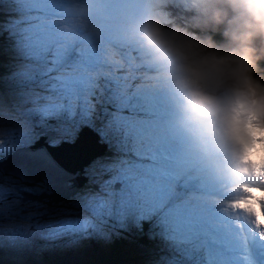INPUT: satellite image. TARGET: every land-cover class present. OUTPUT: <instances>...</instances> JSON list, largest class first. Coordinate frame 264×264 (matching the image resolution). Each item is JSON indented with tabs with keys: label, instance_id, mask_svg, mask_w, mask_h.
Here are the masks:
<instances>
[{
	"label": "snow or ice",
	"instance_id": "1",
	"mask_svg": "<svg viewBox=\"0 0 264 264\" xmlns=\"http://www.w3.org/2000/svg\"><path fill=\"white\" fill-rule=\"evenodd\" d=\"M9 2L11 8L5 9V0H0V59L14 53L23 62L22 67L31 70V82L49 77L58 79L55 73L80 58L74 50H65L63 40L51 22L57 14V7L66 0ZM82 62L88 64L90 59ZM20 75L14 72L12 78ZM49 91L58 95L63 104H49L43 109V119L75 129L78 133L76 143L81 145V153L87 157L86 164H94L96 158L103 155L101 150L109 146L114 155L101 165L100 176L104 179L99 182L100 196L82 197L75 211L53 209L51 214H41L43 222L36 227L44 230L41 233L43 238L50 241L70 239L75 243L77 238L101 231L102 225L109 221L132 219L141 231L146 232V226L154 225L174 248L186 247L193 241L205 245L212 243L208 237L218 232L219 227L212 214L203 212L186 198V177L173 159L176 150L160 117L159 104L154 96L139 86L135 77L129 79L121 69L112 78L105 74L88 81L82 78L71 80L53 85ZM98 95L103 96L99 103ZM98 108L102 110L104 131L96 128ZM5 115L6 109L0 100V120ZM26 135L22 134V139ZM100 140L104 143L101 144ZM26 142L33 149H47L27 153L28 163L41 177L39 181L47 184L53 181L64 189L84 183L83 177L73 179L77 171L75 158L57 156V148L49 146L47 137L27 138ZM128 166H132V172L149 184L142 194L139 209L129 202L131 194L123 198L115 194L124 187L117 177ZM109 184L112 189L105 190L104 186ZM252 187L261 185L257 182ZM24 191L33 193L38 189L26 188ZM15 192L16 189L6 187L0 177V240L16 239V236L7 235L13 231L7 226L8 222L21 211L13 199ZM256 236L264 247V234ZM142 237L150 239L148 235ZM224 252H232V249L226 247ZM227 264H233V261Z\"/></svg>",
	"mask_w": 264,
	"mask_h": 264
},
{
	"label": "rangeland",
	"instance_id": "2",
	"mask_svg": "<svg viewBox=\"0 0 264 264\" xmlns=\"http://www.w3.org/2000/svg\"><path fill=\"white\" fill-rule=\"evenodd\" d=\"M94 1L95 0H66L64 4L57 7V14L52 17L51 22L55 25L58 34L61 36L65 50L67 51V48V52H69V50H74L78 54V57H80L74 63L70 62L65 64L55 73L58 79L49 77L46 80L31 82L32 72L22 67L23 62L19 57L15 56L14 59L11 58L8 61H6V56L5 60H3V58L0 59V77L4 78L0 80V100L3 101L6 109L4 119L0 120L1 155L8 152L16 145H19L25 139L30 138L32 135H29V130L27 129V131H25L23 129L30 128L32 125H39L40 128L50 132L49 141L54 140L56 141L55 143H69L71 148L74 147L72 149L73 151L82 148L79 144L72 145L77 137H73L75 129L71 126H58L51 120L43 119V109L45 107L53 103L63 104V100L58 95H54L49 91L53 85H59L81 78L84 80L85 75L89 76L90 79H95L97 75L105 74H107L108 78H112L115 73L121 69L123 70V74L129 79L133 77L136 78L137 75L132 73L130 68H125L124 65L116 61L113 55H111L112 45L110 41L117 40V37L107 30L108 20L103 19L92 23H90L89 20L88 22H83V20L90 15V7L94 5ZM107 1L105 2L116 5L117 0ZM178 1L182 6L185 5L186 0ZM133 3L139 9L145 7L146 9L144 11L146 13L149 11L156 12L150 9L149 4L145 3L144 0H135ZM4 8H11L9 0H5ZM84 9H86V11ZM111 11L116 13L115 9ZM98 22H101V24ZM191 23L192 22H186L181 26H189V30L191 31L193 30V27H190ZM132 25L120 27L116 32H121L123 34L130 33ZM121 37L123 40L131 41L130 36L125 37L121 35ZM101 55H103V64L107 65L106 71L102 74H96L93 68L100 62V60L96 58L101 57ZM89 59L90 62L88 64L82 62V60ZM94 59H96V62L92 63ZM113 65H115V67H113ZM14 72H19L21 75L12 78V73ZM66 72H71V74L68 75L67 79L60 80L61 75ZM142 82H145V80H142ZM142 82H138V84H140L139 86L147 93H153L152 86L154 81L149 80L141 84ZM155 98L159 104L160 117L162 116L161 119L168 131L169 137L174 138L171 142L175 150H177L179 146L176 145V134L171 127V125H173V120L171 116H169L171 115L169 102L166 101L162 92L157 93ZM102 99L103 96L98 95L97 102L99 103ZM72 102L75 103L74 100ZM101 111L100 108L97 109L96 128L100 131H104ZM25 132L27 136L22 139V134ZM99 142L101 144L104 143L103 140ZM57 152V154H59L62 151L57 150ZM63 152L64 154L66 153L65 151ZM113 155L114 151L111 146H109L108 151L98 156L94 164L85 165L80 175L87 178L86 183L82 186V189L69 197L66 201L57 202V200L63 199L58 197L56 193H49L46 186L40 182L30 185L20 182L21 185H14V180L5 179V175L2 174H0V177L3 178L6 187L11 186L16 189L13 199L17 201L16 207L19 210L21 209V204L18 203L15 197L16 193L19 192L21 194L25 192L24 189L33 188L38 189V191H35L37 194L36 198L27 200L23 197L22 205L31 202L30 206L35 205L36 207L39 206L42 208L41 214H51L53 209L58 212L75 211L82 197L88 196L91 198L94 195H101V184L99 182L104 179L100 176L101 165L112 159ZM172 155L177 156L178 154L174 153ZM185 166H190V164H185ZM185 166L182 172L186 177L185 183L187 188L184 192L186 198L203 212L212 214L214 219L215 217L217 218L215 222L219 227V231L209 235L208 239L212 242L211 244L205 245L202 242L193 241L188 243L186 247L174 248L154 225L146 226V232L141 231L137 222L132 219L109 221L102 225L101 231H94L86 238H77L75 243H72L70 239L50 241L42 237L41 233L44 230L36 227L38 223L43 222L42 220L31 222L30 224L24 221L13 224L16 218V216H13L7 225L13 229V231L7 235L16 236V239L0 240V264H62L61 262L65 260L67 262L73 261L77 263L81 262L80 259L85 258V255H82V253H86L88 251L86 249H89L93 244H96L94 248L96 254H110V250L106 251V248H110V245L117 237V241H119V239H124L126 235L130 237L126 238L128 241L127 244L118 247L119 255L121 257L126 255L137 256V251H139L142 255H146L148 258L147 261L150 264H227L230 260L233 261V264H264V247H261L256 232L251 230V222L245 221V230L242 234H239L236 231L235 225H233L231 219L232 213L226 212V209L229 206L233 207V205L225 198V189L217 187L221 183L220 180L213 176L210 168H201L200 161H196L192 167ZM7 168L8 166H5L4 171ZM14 171L22 173V175L31 174L21 172L20 169L16 167H14ZM117 178L124 187L115 194L122 198L131 194L132 200L129 202L139 209L142 194L149 186L148 182L136 176L132 172V166H128L122 170ZM261 187H264V185H261ZM104 189L111 190L112 185H105ZM212 193H217L220 199L213 198L211 196ZM41 194H43V196H40ZM214 211H221L226 216L230 217H227V219L223 221L221 220L224 219L222 215H220V213L216 214ZM231 225L232 227H230ZM262 234H264V232H262ZM141 235H148L150 237L149 240L144 239L145 242L143 241V243H146L145 245L143 243L141 244L142 241L137 239V237ZM250 235H254L255 237L253 239L249 238L248 241L247 239H243L244 236L247 237ZM244 241L248 242L249 248L243 245ZM107 245L109 246L106 247ZM226 247L231 248L232 252L225 253L224 249ZM254 247H256V249H254ZM158 252L161 253L157 254ZM154 255H156V257H154ZM104 261H106V259H104ZM124 261H126V259H124ZM94 263L97 264V260L94 261ZM140 263H143V261L136 260L131 264Z\"/></svg>",
	"mask_w": 264,
	"mask_h": 264
},
{
	"label": "clouds",
	"instance_id": "3",
	"mask_svg": "<svg viewBox=\"0 0 264 264\" xmlns=\"http://www.w3.org/2000/svg\"><path fill=\"white\" fill-rule=\"evenodd\" d=\"M184 6L194 12L190 27L220 31L224 42L152 11L134 22L130 39L166 84L177 125L227 182L231 211L264 229V187H252L264 185V0H186ZM26 208L13 224L31 223Z\"/></svg>",
	"mask_w": 264,
	"mask_h": 264
},
{
	"label": "trees",
	"instance_id": "4",
	"mask_svg": "<svg viewBox=\"0 0 264 264\" xmlns=\"http://www.w3.org/2000/svg\"><path fill=\"white\" fill-rule=\"evenodd\" d=\"M166 11H167L166 12L167 16H169L173 20L174 19H179L181 17V15H182V12L178 11L174 7H168L166 9ZM121 22H122V24L123 23H128V24L132 23L131 20H125V19H123ZM222 27L223 26H221V28ZM195 31L198 32V33H201L203 36L211 35L212 38L217 43H223L224 42V37L221 35L220 31L213 32V31H211V29H207V28H196ZM116 33H118V32H116ZM257 46H259V41H257ZM113 49L116 50V51H121L122 50L121 49V45L117 41L113 42L112 50ZM67 51H68V48H67ZM69 52H72V51L69 50ZM6 57H7L6 61H8L11 58L14 59L15 58V54L10 52L9 56H6ZM3 60H5V57H3ZM106 67H107V65L97 63L95 65V67L93 68V71L96 74H102V73H105ZM260 67H261L262 71H264V59H262L260 61ZM99 76H102V75H97L96 78H98ZM56 77H57V75H56ZM107 150H108V148H107ZM0 174H2V173H0ZM3 175H5L4 176L5 179L14 180V183H13L14 185H21L20 181L16 177H12V176L6 175V174H3ZM28 203H30V202H28ZM28 203L26 204V207H27ZM129 237L130 236L126 235V237L124 239H119V241H117V239H118V237H117L116 240L113 241V243L110 245V248H106V251L110 250L109 251L110 254H104V255L96 254V252L94 251V248L96 247V244L95 245L93 244L89 249H86V250H88L86 253H82V255L83 254L85 255V258L80 259L81 262L74 263L73 261L67 262L65 260V261H63L61 263L62 264H95L94 261L97 260V264H117V263H120V264H131V263H133L136 260H141V261H143V263H140V264H150L147 261L148 258L146 257V255L145 254L142 255V253H140L139 251H137V254H138L137 256L126 255L124 257H121L119 255L118 247H121L122 245L127 244L128 241L126 240V238H129ZM137 239L142 241L141 244L143 243V241L145 242V240L142 237V235L138 236ZM120 243H122V244H120ZM143 244L145 245L146 243H143ZM108 246L109 245H107L106 247H108ZM159 253H161V252H158L157 254H159ZM156 255H154V257H156ZM104 259H106V261H104ZM124 259H126V261H124Z\"/></svg>",
	"mask_w": 264,
	"mask_h": 264
},
{
	"label": "bare ground",
	"instance_id": "5",
	"mask_svg": "<svg viewBox=\"0 0 264 264\" xmlns=\"http://www.w3.org/2000/svg\"><path fill=\"white\" fill-rule=\"evenodd\" d=\"M76 141H77V138L75 139V141H74V143L72 145L77 144ZM73 148H71L68 144H61L59 147H57L56 153H58L57 150H61L62 152L57 154V156H59L60 158H65V159L66 158H75V166L77 168L76 173L73 174V179H75L76 177H83L82 175H80L81 174L80 173L81 172V166L84 167L85 165H87L85 163V160L87 159V157L82 155V153H81L82 152V148L78 147L79 149H77L75 151L72 150ZM28 150L47 151V149H38V150L37 149H33V146L30 147ZM103 150L104 149H102L101 151H103ZM63 151H65L66 153L64 154ZM12 159H13V157L9 158L5 162H1L0 163V168L2 169L4 166H9V170L10 171H13V172L17 173L16 171H14V167H16V168L21 169L22 172H24V173H28V174L31 173L30 175H19V176H17V178L19 179V181L21 183H24V184H27V185L38 183V182L42 183L44 186H46L47 188L50 189L51 194L56 193L58 197L63 199V200H57V202L58 201L67 200L69 197H71L75 193V191L78 188L82 187L87 181V178L83 177L84 178V183L82 185H80L79 187L71 186V187H68V188L64 189V188H62L61 186H59L58 184H56L53 181H49V184H47V183H45L43 181H39V179H41V177L39 175H37L35 173V171L32 172L28 165H26V164L16 165L15 163H12ZM19 174H21V173H19ZM68 183L71 185V180H69ZM23 194H24V192L21 193V197L19 198V200L21 202H22V199H23ZM214 212L216 214L220 213L218 211H214ZM220 215H222V214L220 213ZM222 217H223V215H222Z\"/></svg>",
	"mask_w": 264,
	"mask_h": 264
},
{
	"label": "water",
	"instance_id": "6",
	"mask_svg": "<svg viewBox=\"0 0 264 264\" xmlns=\"http://www.w3.org/2000/svg\"><path fill=\"white\" fill-rule=\"evenodd\" d=\"M41 136H44V137H47L48 138V135L47 134H44V135H41ZM78 136V135H77ZM40 136H38V138H39ZM61 144H64L63 142H61V143H59V144H57V145H50L49 144V146L50 147H54V148H57V147H59ZM66 144H68V145H70L69 143H66ZM27 147V148H26ZM26 147H16V148H14L11 152H9L8 154H6L5 155V157H4V159H2V161L3 162H5V161H7L9 158H11V157H13V159H12V163H15L16 165H19V164H26V165H28L29 167H30V169H31V171L33 172L34 170H33V168H32V166L29 164V163H27L28 161H27V153H28V149L30 148V147H32V145H29V146H26ZM26 160V161H25ZM5 167V166H4ZM4 167L2 168V170L4 171ZM6 172H11L12 174H13V176H15V177H17V176H19V175H22V173L21 174H19V173H14L13 171H10L9 170V166H8V168L5 170ZM20 171L22 172V170L20 169ZM47 188V187H46ZM47 189H49V188H47ZM26 194V195H25ZM23 197L25 198V199H29L30 197H31V195L29 194V193H26V192H24V194H23Z\"/></svg>",
	"mask_w": 264,
	"mask_h": 264
},
{
	"label": "flooded vegetation",
	"instance_id": "7",
	"mask_svg": "<svg viewBox=\"0 0 264 264\" xmlns=\"http://www.w3.org/2000/svg\"><path fill=\"white\" fill-rule=\"evenodd\" d=\"M33 134H39L40 132L39 131H35V130H33V132H32ZM48 138L50 139V137L48 136ZM49 144H54V143H51V141H49ZM40 188V187H39ZM80 189H82V187H80V188H78L76 191H75V193H77ZM74 193V194H75ZM73 194V195H74ZM48 195V194H47ZM34 196V197H33ZM36 196H37V194L35 193V192H33V193H31V198L32 199H35L36 198ZM40 196H43V194H41ZM15 197H16V199L18 200V203H20L21 205H22V202L19 200V198L21 197V194L19 193V192H17L16 193V195H15ZM64 201H66V200H64ZM31 205V202L30 203H28V205H27V212H28V218H30V217H41V207H39V206H35V205H33V206H30ZM30 219H32V218H30Z\"/></svg>",
	"mask_w": 264,
	"mask_h": 264
}]
</instances>
